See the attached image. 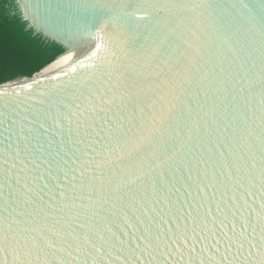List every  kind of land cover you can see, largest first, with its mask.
I'll return each mask as SVG.
<instances>
[{"label":"water","instance_id":"95a60500","mask_svg":"<svg viewBox=\"0 0 264 264\" xmlns=\"http://www.w3.org/2000/svg\"><path fill=\"white\" fill-rule=\"evenodd\" d=\"M12 1L0 264H264V0Z\"/></svg>","mask_w":264,"mask_h":264},{"label":"trees","instance_id":"16d2710c","mask_svg":"<svg viewBox=\"0 0 264 264\" xmlns=\"http://www.w3.org/2000/svg\"><path fill=\"white\" fill-rule=\"evenodd\" d=\"M11 8H14L12 2L0 0V33H31V31L25 32L23 30L25 24L20 23L16 15H9ZM27 39L29 41V47L32 48V52L30 57L26 59L16 60L17 62H14V60L11 61L4 53L0 52V84L22 76L31 77L41 71L46 65L50 64L56 56L63 52V49L54 43H44L40 38L30 39L28 36ZM20 81L22 80L15 82Z\"/></svg>","mask_w":264,"mask_h":264},{"label":"flooded vegetation","instance_id":"af4514ba","mask_svg":"<svg viewBox=\"0 0 264 264\" xmlns=\"http://www.w3.org/2000/svg\"><path fill=\"white\" fill-rule=\"evenodd\" d=\"M8 2H12L14 8L10 9L9 15L13 16L16 15L14 12H16V7L12 0H8ZM17 16V15H16ZM18 17V16H17ZM19 19V17H18ZM20 23H23L19 19ZM25 24V23H24ZM25 31V26L24 29ZM27 32V31H25ZM28 38H39L32 35V33H0V52L4 53L7 58H10L11 61L14 60H21L26 59L30 57V54L32 52V48L29 47V41ZM41 41L44 43H47V41H44L40 38ZM17 62V61H16ZM19 62V61H18ZM12 63V62H10Z\"/></svg>","mask_w":264,"mask_h":264},{"label":"bare ground","instance_id":"6f19581e","mask_svg":"<svg viewBox=\"0 0 264 264\" xmlns=\"http://www.w3.org/2000/svg\"><path fill=\"white\" fill-rule=\"evenodd\" d=\"M56 62H57V60L55 59L51 64H49L48 66H46L45 68H43L38 74H36L34 77H33V79L34 78H36V77H38V76H40V75H42V74H44V73H46L48 70H50L54 65H56ZM23 81V80H22ZM22 81H20L19 83L20 84H22L23 85V83L24 84H27V83H29L30 81H28V80H24L23 82ZM22 82V83H21ZM19 83H16V84H14V85H11V86H9V87H15V86H17V85H20Z\"/></svg>","mask_w":264,"mask_h":264},{"label":"built area","instance_id":"2783aa9c","mask_svg":"<svg viewBox=\"0 0 264 264\" xmlns=\"http://www.w3.org/2000/svg\"><path fill=\"white\" fill-rule=\"evenodd\" d=\"M39 73V72H38ZM38 73H36V74H38Z\"/></svg>","mask_w":264,"mask_h":264}]
</instances>
